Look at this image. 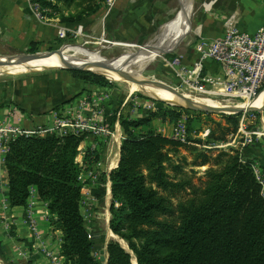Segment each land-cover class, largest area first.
Masks as SVG:
<instances>
[{
    "label": "trees",
    "instance_id": "obj_1",
    "mask_svg": "<svg viewBox=\"0 0 264 264\" xmlns=\"http://www.w3.org/2000/svg\"><path fill=\"white\" fill-rule=\"evenodd\" d=\"M53 1L39 3L51 10L50 18L57 15L68 27L93 17L105 2ZM39 45L30 43V52ZM65 73L97 93L112 87L103 76ZM80 95L44 105L39 112L58 110ZM180 112L158 109L136 119H119L123 140L118 165L109 174V230L127 244L136 264H264V189L254 175V162L236 149L207 148L234 134L240 115H219L222 124L211 114L187 112L189 144H181L152 127L154 120L176 123ZM203 127L208 131L204 140L198 138ZM82 141L74 135L17 137L4 156L8 200L11 207H25L29 189L35 188L51 226L62 233L65 263L100 264L94 256L96 238L89 237L81 214L80 181L99 152L91 146L79 149ZM182 149L193 156L191 167L208 166L202 188H195L175 163ZM182 161L188 165L185 158ZM183 194L189 195L179 199ZM94 195L101 198L104 190ZM106 257V264H132L131 255L114 240L106 246Z\"/></svg>",
    "mask_w": 264,
    "mask_h": 264
},
{
    "label": "crops",
    "instance_id": "obj_2",
    "mask_svg": "<svg viewBox=\"0 0 264 264\" xmlns=\"http://www.w3.org/2000/svg\"><path fill=\"white\" fill-rule=\"evenodd\" d=\"M179 1L181 6L184 0ZM161 3L162 0H115L110 14L100 23L107 29V32L115 29V31H119L117 32L119 34L121 31L148 29L149 25L154 22L152 16L155 12L165 11V8H161ZM102 12L104 13V4L93 17L82 24L86 25L88 21L94 22L98 16L102 15ZM198 12L197 30L195 31V38L198 41L210 42L223 36L225 23L229 19L234 22L238 30L250 35L264 27V0H203ZM175 18L167 23L161 31L166 29ZM60 24L52 17L48 19L47 23L36 21L26 0H0V39L8 45L20 48L36 42L47 46L56 40V28ZM124 32L122 34H126ZM175 34L168 35L165 47L171 46ZM190 45L184 46V57L187 63L197 58L194 47H190ZM205 67L207 74L218 73L220 70L219 66L212 61H207ZM78 93H81L79 97L58 110L39 112L40 107L44 105L47 106L59 99H69ZM117 93L116 89H110L108 93H102L105 95L103 101L97 103L98 107L103 109L101 116L104 121H109L110 112L115 108L113 100L117 97ZM98 94L100 93L91 89L89 85H84L65 72L36 75L8 83L0 82V123L3 126L21 129H31L36 126L49 127L55 117L60 118L67 116L68 113L77 112L82 101H87L90 104L93 101V95ZM17 105H22L23 111ZM138 116L133 114L130 115V118ZM113 122L115 124L116 119ZM257 125L259 128H263L264 119L263 122L260 119ZM118 128L121 132L120 127ZM155 128L161 135L170 137L172 127L168 123L158 120ZM88 145L89 142H84L81 147L84 148ZM95 148L98 149L101 157L102 144L98 145L97 143ZM242 153L244 158L251 159L256 164L264 185V139L245 147ZM4 156L5 154H0V264H66L61 256L62 233L51 226L46 204L38 198L36 190L28 197L25 207L9 205L8 178L4 166ZM100 157L99 161L91 167L101 175L100 183L102 184V187L91 192L89 201L93 203L101 199L111 200L110 184L106 175H109L117 167L119 150L111 145L104 151L102 163H100ZM100 189L104 190V195L101 198L94 195ZM85 199L83 196L81 202L83 218L86 212L82 208ZM86 201L88 202V199ZM92 204L90 205L92 206ZM29 208L34 221L35 233L29 226L26 217ZM91 234L96 237V229L93 228ZM104 254H106V250Z\"/></svg>",
    "mask_w": 264,
    "mask_h": 264
},
{
    "label": "built area",
    "instance_id": "obj_3",
    "mask_svg": "<svg viewBox=\"0 0 264 264\" xmlns=\"http://www.w3.org/2000/svg\"><path fill=\"white\" fill-rule=\"evenodd\" d=\"M28 8L33 18L40 23H47L51 10L44 8L39 0H26ZM54 3L53 0H47ZM115 0H105L104 18H106L112 8ZM79 27V26H77ZM77 27L58 26L56 28V38L64 40L68 37H77L80 35ZM197 58L187 63L183 57H173L168 59L169 66L175 67V78L178 79L180 88L189 95L206 98L215 102L220 107L249 108L260 91L264 88V27L259 28L254 34L250 35L238 30L234 22L229 19L225 23L224 34L207 44H200L196 49ZM212 61L219 66L218 73L207 74L205 63ZM182 94H184V92ZM188 95V96H189ZM105 95H93L92 102L82 101L79 110L75 113H68L67 116L55 117L49 127L36 126L31 129H21L16 127L3 126L0 123V154H6L9 145L17 137L24 136H51L62 137L74 135L83 139L79 149H84L81 145L89 142L88 146L92 149L103 140H109L111 145L120 150L123 140L122 131L119 128V119L126 118V115H118L113 131L108 128V124L102 119L101 111L97 108L98 102H102ZM188 98V97H187ZM227 103L221 106V103ZM186 111V110H185ZM180 112V117L172 125L170 138L181 144L188 143L186 122L188 111ZM256 111L244 112L239 119L237 131L228 136L224 142H219L213 147L216 150L236 149L240 152L254 143L264 139V127L250 130V125H255L260 119L263 122V115L257 118ZM121 129V128H120ZM207 133L204 136H207ZM194 145V144H191ZM239 148V149H237ZM257 181L263 188L261 174H259L256 164L252 167ZM108 183L109 175H106ZM82 183V199L90 200L91 192L102 187L101 175L94 169H86L84 175L80 177ZM35 188L29 189V196L33 194ZM84 191V192H83ZM111 194V193H110ZM109 195V193H108ZM27 220L33 233H35L34 221L31 217L30 208L27 211ZM85 221V220H84ZM89 233V232H88ZM89 237L92 234L89 233Z\"/></svg>",
    "mask_w": 264,
    "mask_h": 264
},
{
    "label": "rangeland",
    "instance_id": "obj_4",
    "mask_svg": "<svg viewBox=\"0 0 264 264\" xmlns=\"http://www.w3.org/2000/svg\"><path fill=\"white\" fill-rule=\"evenodd\" d=\"M189 0H184V3L180 6L179 0H162L161 8H165V11H156L154 16H152L153 24L149 25L148 29H140L138 31L134 30H127V32L121 31L120 34L117 33L119 31H115V29L111 30L110 32H107V29L102 26V23L100 21L104 19V13L102 12V15L98 16L97 19L94 22H87L85 25L84 23L81 25H78L77 27L78 31H80V35L77 37H68L64 40H59L56 38L52 43H49L47 46H42V44L39 45L38 51L31 53L30 52V46L25 45L22 47H13L12 45H8L7 43H4L0 39V55L6 56V57H13V56H26V55H32L38 52H47V51H56V50H64V49H74L79 50L82 53H92L95 55L100 56L105 61L115 62L118 63L119 66H126L130 65L133 62H130L128 64H119L122 63L123 60L127 59L129 56L134 55L136 52H138L139 48H142L144 45L149 44L150 40L155 37L161 29L169 23L173 18L177 17L179 13H181ZM203 0H195V2L192 5V17H191V31L180 41V43L177 45V47L173 50L168 52L166 55L157 57L156 59L151 60L142 72L140 73L141 77L143 79L156 81L159 83H163L174 90H176L178 93L182 94L181 91H183L182 88H180L178 79L175 78V67L169 66L167 61L170 58L173 57H184V46L190 45V47H194L196 49L200 44H207V41H198L197 38H195V31L197 30V22H198V16H199V7ZM104 4V3H103ZM52 18L56 19L58 23H61L59 18L56 16H53ZM176 19V18H175ZM105 20V19H104ZM87 21V20H86ZM62 24H60L61 26ZM64 26V25H62ZM188 29V28H187ZM187 29H181L175 33H169L168 35L175 34V38L171 43V46L168 48L170 49L176 41L181 39L183 35L186 33ZM122 32L126 34H122ZM197 41H196V40ZM70 47V48H69ZM82 47V48H81ZM196 51V50H195ZM78 54V53H76ZM80 56V54H78ZM77 55V56H78ZM81 57V56H80ZM185 58V57H184ZM49 59H42L38 60L39 63L44 64L47 63ZM124 71V70H123ZM58 73V72H65L60 69H47V70H39V71H33L28 72V70H19L15 73L4 75L0 74V82L8 83L9 81H15V80H21L25 78H31L33 76L38 75H45V74H51V73ZM108 82L112 84V87L110 89H116L118 91L117 97L113 100L114 109L110 112V118L109 121H105L109 126L108 128L113 131V120L117 118L118 115H126V118H130V115H139L138 117L147 114L148 112L156 111L158 109H176L172 107L169 102L160 101L158 99H155L154 97L148 95L144 92V90L140 89L138 85L133 83H128L124 81H113L111 79L105 78ZM139 88V89H138ZM184 97H188L191 100L196 101L197 103L203 104L205 102H212L210 100H205L206 98L198 97L194 95H189L185 91H183ZM264 93V88L260 91V95ZM262 93V94H261ZM166 97L173 99L171 95L166 94ZM189 95V96H188ZM76 99V98H75ZM74 99V100H75ZM205 100V101H204ZM202 101V102H201ZM104 103V102H103ZM108 103V102H105ZM215 103V102H214ZM216 104V103H215ZM227 103H221V106H226ZM22 106V105H21ZM102 106V104H101ZM220 107V105H217ZM262 106V105H260ZM259 106V107H260ZM253 107H257L255 104ZM101 112L103 109L101 107H97ZM178 110V109H177ZM185 111V110H182ZM186 112V111H185ZM260 113L262 115L264 114V105L261 107V110L259 112L255 113L256 117H260ZM189 114V113H188ZM241 117V114H240ZM212 118L215 121H219L222 124H224V121H222L219 118V115H212ZM130 119H136V117H132ZM168 123L169 126L172 127V125L168 121H164ZM158 123V120H154L152 122L153 129L157 132V129L153 125ZM248 128L250 130L254 128H258L257 123L254 125H250ZM202 132L199 134L198 138L203 139L206 137L204 136L207 133V129L205 127L202 128ZM102 144V152L100 157V163L103 160V154L107 147H111V142L107 140H103L98 142V145ZM217 143H212L208 145V147H213V145H216ZM207 147V148H208ZM248 147V146H247ZM239 149V148H237ZM243 152V150H242ZM185 158V161L188 163H184L182 159ZM99 161L97 159L95 162ZM174 161L176 164H179L183 167L184 172L187 174L188 178L191 179L192 184L195 186V188H202L203 182H204V173L208 169V166L193 168L191 167V162L193 161V156L189 155V153L185 150H180V154L174 158ZM194 171V172H193ZM103 182V179H102ZM189 193V191H187ZM189 195V194H188ZM181 195L179 196V199L185 198L188 196ZM83 209L86 211L84 213L85 215V222L87 224V231L91 234L92 229H96L97 236L95 237V243H94V256L96 259L100 262V264H106L105 261H101V257L106 258V254H104L106 250L107 244L114 240L116 241L124 250H126L131 255V263L132 259H134L135 264L136 260L132 253L128 250L127 244L115 237L111 231L109 230L108 222L110 219L109 214V207L111 202L107 199H101L97 200V202H91L88 200L90 204L85 200H83ZM176 202V201H175ZM125 244V246L122 245V243ZM103 252V254H101Z\"/></svg>",
    "mask_w": 264,
    "mask_h": 264
},
{
    "label": "bare ground",
    "instance_id": "obj_5",
    "mask_svg": "<svg viewBox=\"0 0 264 264\" xmlns=\"http://www.w3.org/2000/svg\"><path fill=\"white\" fill-rule=\"evenodd\" d=\"M194 2H195V0H189L185 9L181 13L178 14L176 19H174V21H172L166 29L160 31L157 34V36H155V38H157V37L159 38L160 44L163 42L161 44L162 49L167 50L169 48V47H165V42L168 38L169 33H171V32L175 33L177 31H179L180 29H187L189 27L188 24H189L190 18L192 16L191 15L192 14V5ZM152 42H153V39L150 41L149 44H152ZM76 53L80 54L81 57ZM157 57H161V56H156L151 51L141 49L137 54L131 55L127 59L123 60L122 63H119V64H128L130 62H133L130 65L119 66L118 63H114L113 66L117 70H122V71L124 70L131 75L141 77L140 73L142 72V70L144 69L146 64L151 62V60L156 59ZM18 59L22 60V58H18ZM42 59H49V61L47 63L41 64L38 62V60H42ZM64 62L72 63V64H76V65H80L81 63H84V62L96 63L97 65H100L96 68V70L99 72H102V69H105L109 63L108 61L103 60L98 55H95L92 53H86L85 54V53L80 52L79 50H74V49L70 48V49L60 50L59 53H54L52 55L42 56V57H40L36 60H33V61H31L25 65L24 64L23 65H0V74H4V75L12 74V73L19 71L20 69L21 70H28V71L29 70L38 71V70H41L44 68H56V67L61 66ZM105 73H106L107 78H109L113 81H120L119 77H117L116 75H112L109 72H105ZM138 86L140 89L144 90L145 93H147L148 95H150V96H152L155 99H158L160 101L169 102V103H175L177 101L175 96H173L172 94H170L169 92H166L164 90H158V89L151 88L149 86H144V85H142V86L138 85ZM165 93L171 95V97L173 99L166 97ZM263 103H264V93L262 95H259L258 98L255 99V101L252 103V105L250 107H253L255 104L257 105V107H259ZM203 105H206V106L212 107V108H220L214 102H208L207 101V102L203 103ZM111 164H113V162ZM121 243L123 246H125V244H123V242H121ZM132 264H135L134 259H132Z\"/></svg>",
    "mask_w": 264,
    "mask_h": 264
},
{
    "label": "water",
    "instance_id": "obj_6",
    "mask_svg": "<svg viewBox=\"0 0 264 264\" xmlns=\"http://www.w3.org/2000/svg\"><path fill=\"white\" fill-rule=\"evenodd\" d=\"M192 15V14H191ZM192 17V16H191ZM189 27L186 31V33L183 35V37L181 39H179L170 49H162L161 47V43L159 41V38H155L153 37V42L152 44H147L144 45L141 49L144 50H148L153 52L156 56H164L166 55L168 52L173 51L177 45L180 43V41L191 31V18L189 21ZM157 36V35H156ZM155 38V39H154ZM151 39V40H152ZM150 40V41H151ZM150 43V42H149ZM139 50V51H140ZM60 50H56V51H47V52H38L32 55H26V56H13V57H6V56H1L0 55V65H25L33 60H36L42 56H47V55H52L54 53H59ZM138 51V52H139ZM138 52H136L135 54H137ZM18 58H22V60H19ZM108 66L105 69H102V72H99L96 70V68L100 65H97L96 63H92V62H84L81 63L80 65H76V64H72V63H66L64 62L61 66L56 67V68H44L41 70H47V69H60L63 71H71V70H77V71H84V72H89L95 75H99V76H103L105 78H107L106 73L105 72H109L112 75H116L117 77H119L120 81H124V82H128V83H133L136 85H144V86H149L151 88H155L158 90H164L166 92H169L170 94H172L173 96L176 97L177 101L175 103H169L172 107L176 108V109H181V110H186L188 112L191 113H204V114H211V115H240L244 112H250V111H256L259 112V110H261V107H263L264 103L262 104V106L260 107H249L247 109H243V108H233V107H220V108H212V107H208L206 105L197 103L194 100H191L189 98H186V96L184 97V95L178 93L176 90H174L173 88L163 84V83H159L156 81H152V80H147V79H143L142 77H137L135 75H131L129 73H127L126 71H122V70H117L113 65L115 62H110L108 61ZM35 70H29L28 72H33ZM39 71V70H38ZM108 79V78H107ZM103 254V252H102ZM101 261H107V257H101Z\"/></svg>",
    "mask_w": 264,
    "mask_h": 264
}]
</instances>
